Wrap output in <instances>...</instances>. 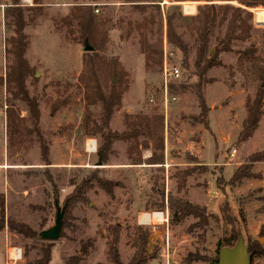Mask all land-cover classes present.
I'll use <instances>...</instances> for the list:
<instances>
[{
    "label": "rangeland",
    "instance_id": "1",
    "mask_svg": "<svg viewBox=\"0 0 264 264\" xmlns=\"http://www.w3.org/2000/svg\"><path fill=\"white\" fill-rule=\"evenodd\" d=\"M2 1L0 0V2ZM36 1H40L41 6L35 13L34 21L29 22L25 29L29 38V47L26 51L27 59L33 62V67H31L33 77L28 78L26 85L29 96L38 99L39 120L41 118L38 127L46 144L47 142L49 144L50 162L52 160L51 150L52 154L59 155L63 142L71 144L73 141L75 148L85 137L78 129L85 108L81 85L77 80L83 70L82 48L84 44L79 41L76 33L69 31V28L63 23V18L69 14L73 6H92L97 9V13L95 10L94 14L99 15L105 22L104 28L108 30V44L102 52V56L117 59L126 75L121 84L125 90L122 95L121 107L110 120V131L117 134L122 133L126 130L127 119L137 116L149 119L155 115L162 117L163 141L166 135L169 144H175L180 148L183 153V161L189 165L181 168H168L163 165L160 169H152L147 177L149 183L152 184L154 181L156 188L162 186L161 191L165 205L168 195L181 196L179 198L191 204L205 207L206 212L215 218V220L209 221V226L204 234L200 231L188 232V226L195 220L187 218L181 224L171 223V214L166 208L159 211L152 205L154 202L155 205H158L161 198L154 195L155 193L151 192L152 188L149 187L147 195L151 197L147 201V213L153 214L151 217L154 222L160 220L159 213L165 211L167 214L162 238L156 237L157 239L153 240V247L157 248L158 254L167 255L168 264H184L188 255L194 256V258L198 256L208 259L214 256L218 241H221L222 246L231 245L236 241L233 239V233L235 238L241 235L245 244L255 241L264 246V238L259 234L260 229L264 228V160L249 162L250 156L254 153L260 157L264 156V114L259 120L256 132L246 142L236 143L246 117V103L261 96V110L264 113V80L258 79L253 74L250 63L245 58L240 57V61L238 60L239 54L253 49L255 56L262 62L261 68L264 69V23L260 25L254 23V14L260 20H264V0H258L260 5L252 8L240 5L239 3L243 0H201L174 4H169L166 0L167 4L162 7L158 4L160 0ZM204 4H228L241 8L244 12L251 14L252 18L248 24L252 28L248 40L234 42L229 52L217 55L215 61L219 66L206 71L201 80L194 69L193 42L195 34L191 18L197 14V7ZM156 5L159 7V15L158 13L156 15L152 9ZM144 6L149 7L142 12L140 8ZM173 12H180V17L175 20L176 33L188 46L186 58L176 48L166 43L164 17L166 13ZM1 13L0 8V17ZM160 15L163 24L162 65L160 70L154 66L153 71L147 72L144 56L140 49V34H144L149 43L154 42L156 22ZM151 16L153 17L152 24L150 23ZM143 22H146L144 28L138 26ZM224 32L225 24L214 29L207 57H212L215 54V39L222 37ZM11 34L4 27L3 19H0V78L4 76L5 68L9 62L5 54L7 48L5 41ZM164 62L169 68H178L180 73V78L177 81L168 83L166 108L162 101ZM112 82L118 84L119 81L113 79ZM198 86L200 97L206 108L207 126H202L199 121L201 104L198 99ZM64 98L69 99L68 104L51 115L50 104ZM6 99L11 100L9 92L5 85H0V109L2 108V112L5 111ZM7 105L9 106V104ZM13 105V109L17 110L19 115L25 114L24 119H26L25 106L17 101ZM90 113L92 116H96L99 113V107H91ZM25 126L29 128L28 123ZM75 133L80 135L72 140V135ZM94 139L96 151L100 141L98 138ZM118 142L121 143V141ZM136 143L135 146L132 145L129 152L127 150L130 148L131 142L127 143L126 153L129 158L133 154H140L137 152L139 144L142 149H145L142 144L146 143L151 150V142L147 139L138 138ZM113 145L112 154L114 153ZM187 146L190 148L200 147L199 153H201L202 160L196 157L194 152L186 151ZM22 147L25 153L21 160L44 165L40 160L39 146L34 142V135L25 137ZM233 150H235V155L230 158ZM136 159L139 160V158H131V160ZM48 167L47 174L53 179L56 186L60 207L66 206L64 200L72 192V184L91 179L89 181L91 188L86 193V202L75 204L66 210L62 237L55 242L41 241L37 236L38 233L53 225L54 200L56 198L54 199L51 186L47 183V176L42 173L44 170L40 171L36 168L26 170L21 180L37 178V182L41 181L45 184L43 187L46 191L43 192L44 188L41 187L35 200L31 198L27 204L23 203L20 217L19 214L14 217H12L13 215L6 216L5 211L3 217L0 215V264H4L2 255L3 249L5 250L7 246L21 248V261L25 264L38 259L41 249L50 250V264H64V260L71 256L79 257L81 260L79 264H110L106 259V245L103 236H105L106 226L115 223L122 229L118 252L121 264H126L133 252L129 247V239L132 229L137 225H134L131 219L118 215L117 211L132 206L134 203L131 200L132 196L131 199L128 196L123 197L122 191H119L114 199L115 202L104 203L102 199L98 198V195L105 193L92 178L108 179L97 170L86 169L84 171L81 169L79 172L66 175L58 171L51 173ZM238 167H250L249 173L255 178L245 179L240 185L232 186L230 178ZM182 170H192V173L184 181V185L179 187L176 175ZM117 180H123V178L115 176L112 182ZM167 181L169 182L167 183ZM61 189L62 191H60ZM144 201L146 198H143L142 202ZM0 203H3L2 196H0ZM89 204L91 205L89 206ZM112 211L114 213H110ZM98 213H104L102 214L104 216L103 223L102 219L98 221ZM143 218L147 219V216H141V219ZM8 222L28 226L36 234V239H24L9 231ZM159 231L161 233V230ZM87 239L93 241V249L86 257H80L78 254L79 242ZM158 259L162 261V264H166L164 257ZM189 264H202V262L192 259ZM251 264H264V257H254Z\"/></svg>",
    "mask_w": 264,
    "mask_h": 264
},
{
    "label": "trees",
    "instance_id": "2",
    "mask_svg": "<svg viewBox=\"0 0 264 264\" xmlns=\"http://www.w3.org/2000/svg\"><path fill=\"white\" fill-rule=\"evenodd\" d=\"M5 9L3 10V24L4 27L12 33L6 42L5 54L8 57V64L4 76L0 78V85H5L10 99L5 100V116L7 125V141L9 147L19 143L23 144L25 137L34 135V142L39 146L40 160L47 167L51 165L49 159V144L45 142L39 132V108L38 99L31 97L27 91V80L33 77L32 68L25 59L26 51L29 47V38L25 33V29L29 22H33L36 17V12L40 8L39 3L33 0V6H22L20 0H4ZM201 0H167L169 4ZM206 1V0H204ZM229 1V0H225ZM246 8L256 7L260 5L258 0H243L239 3ZM149 6L140 8L143 12ZM159 15V7L156 5L152 7ZM97 10L92 6H73L69 14L63 18V23L69 28V31L76 33L79 41L88 45L93 49L90 53H83V70L78 75V82L81 85L83 94L84 115L78 129L87 138H98L100 145L96 150L100 155V161L106 162L109 155L112 154V145L115 142L121 141L123 143L131 142L135 146L138 138L149 140L151 142L152 154L145 161L147 165L163 164V123L162 117L157 115L151 119L143 117H135L127 119L126 130L122 133L111 132L109 123L113 114L121 107L122 95L124 87L121 86L126 75L122 69L121 64L115 58H105L102 56L106 45L108 44V30L104 28V21L99 15L94 14ZM180 17V12L166 13L164 17L165 24V39L166 43L176 48L186 58L188 54V46L183 42L181 36L176 33L175 20ZM251 14L244 12L241 8L233 7L228 4L215 5L204 4L197 7V14L191 18L194 30V50L195 61L194 69L199 79H203L206 71L212 67L219 66L215 59L219 53L230 51V47L234 42H244L250 38ZM150 23H153L151 16ZM225 24V32L222 37H216V52L212 57H207L208 48L210 46V39L213 37L214 29L220 28ZM146 22L140 26L144 28ZM163 24L161 15L158 16L156 22V39L149 43L144 34H140V49L144 56L145 70L153 71L154 66L161 69L162 65V30ZM240 57L245 58L250 63V68L253 74L259 79L264 80V69L261 68V60L255 56V50H247L239 54ZM113 79H117L118 84H114ZM200 86V85H199ZM199 86L197 87L198 99L201 104V118L200 124L207 126L206 108L203 105V100L199 94ZM11 101V102H10ZM17 101L22 103L27 112L26 119H20L17 110H14L13 103ZM69 102L68 98L63 100H55L49 106L51 115H54L61 108L65 107ZM9 104V106L7 105ZM7 105V106H6ZM91 107H99V113L92 116L90 113ZM264 113L261 110V96H257L251 102L246 103V117L242 123V129L238 135L237 144L246 142L257 130L258 123ZM28 123V127L25 124ZM134 143V144H133ZM142 147L147 148V144L143 143ZM264 160V156L260 157L257 153L250 156L249 162L253 163ZM134 164H140V159L132 160ZM250 167H238L234 170L230 183L232 186L240 185L243 180L255 178L249 173ZM192 170H182L176 175V180L179 181L178 186L182 187L184 181L191 176ZM92 180L111 200L114 198V188L117 184L112 181L104 180L98 177H93ZM91 179L82 180L73 185L72 192L65 198L64 215L67 209L78 203L86 202V193L91 188ZM47 183L50 184L54 199H57L56 186L53 179L47 174ZM164 196L161 195V202L156 206L157 210L162 211L165 208L171 214L170 222L175 225L181 224L185 219L192 218L195 222L191 223L187 231H200L204 234L209 226L210 220H215L212 214H208L205 207L191 204L182 198L167 196L166 205L164 206ZM3 203H0V215L3 217ZM66 217L62 219V229L60 237H62V230L65 228ZM9 231L14 232L24 239L34 240L36 234L26 225L20 223L8 222ZM150 228L144 226H135L131 232L129 239V247L133 250L129 261L126 264H149L157 259L158 250L154 248L152 252H148L147 246L150 237ZM122 229L118 224L108 225L105 228V245H106V259L110 264H121L118 243L120 240ZM260 236L264 238V228L260 229ZM38 236V235H37ZM235 238L234 233L232 234ZM245 243V242H244ZM249 254L250 264L254 257H264V246L259 245L255 241H249L246 244ZM225 246V245H224ZM221 241H218L217 248L213 257L208 259L199 258L198 256L188 255L184 264L194 259L200 261L202 264H218V251L224 247ZM93 249V241L87 239L79 242L78 254L80 257H86ZM40 257L26 264H50L51 252L48 249L40 250ZM26 255V254H25ZM80 258L71 256L64 260V264H79Z\"/></svg>",
    "mask_w": 264,
    "mask_h": 264
},
{
    "label": "crops",
    "instance_id": "3",
    "mask_svg": "<svg viewBox=\"0 0 264 264\" xmlns=\"http://www.w3.org/2000/svg\"><path fill=\"white\" fill-rule=\"evenodd\" d=\"M37 2L39 3V6H41V2ZM5 3L6 2L4 0L0 2V8L2 11L0 19H3V9L5 8ZM20 3L21 5L24 4L23 6L25 7H31L32 0H20ZM25 59L27 60L29 66L33 67V62H30L27 59V52L25 54ZM1 110L2 108L0 109V196L3 198L6 216L13 215L12 217H14L16 214H19L20 217V213L23 211L22 204H27L31 198L35 200V196L37 192H39L38 190L45 185L41 181L37 182V178H29L22 181L21 177L25 175L26 170L32 168L39 169L40 171L44 170L42 173H44V176H47V166L37 162L31 163L27 160H21L25 150L22 145H19V143L9 147L7 141L5 111L2 112ZM19 118L24 119L25 114H21ZM79 135V133L73 134L72 140L79 137ZM178 142H180V140H178ZM93 144L94 148H96L95 139L87 137H83L80 145L78 144L80 146H78L79 148L73 147V141L71 144L68 142H63L61 145L63 150L61 149L59 155L52 154L51 150L50 154L52 157V164L48 167V170L51 173L58 171L61 174L68 175L72 172H79L81 169H84V171L86 169H95L110 181H113L115 176H118V178H123V180L114 181L117 184V187H115L114 198L112 200L109 198L107 200V197L103 193H99L98 198L102 199L104 203L112 201L115 202L114 199L119 191H122L123 194L121 195L123 197L128 196L130 198L132 196V199L130 198L132 202H134L132 206L119 209L117 213L122 217L131 219L134 225L151 228L147 250L148 252H152L154 249L153 240L157 239L156 237H159V239L162 238L164 233L167 214L165 211L159 213L160 220L154 222L153 218L151 217L152 215L147 213V201L151 197L147 195V189H149V187L152 188L151 192L153 194L155 193L154 195H157L159 198H161V195L163 194L161 191L162 186H160V188H156V183L153 181V183L150 184V181L147 179V177L152 169H160L163 165L164 167L167 166L168 168H181L188 166L189 164L183 161V153L175 144H169L167 136L165 135L162 152L163 164L147 165L145 160L151 156V150L148 147L142 149L141 144H139L137 148V152L140 154H133L129 158L126 153L127 143L122 142L115 143L113 145L114 153L109 156L106 162H101L100 155L95 150L93 151V149L88 148ZM186 149V151L194 152L196 157H199L202 160L201 153H199L201 150L200 147L190 148V146H187ZM131 158H139L141 160L140 164H134ZM91 160L92 163L90 164ZM129 177L130 179H128ZM168 182L169 181H167V183ZM42 191L45 192V188L42 189ZM60 191H62V189ZM143 198H146V201L142 202ZM155 204V202L152 203V205L156 207L157 205ZM90 205L91 204H89V206ZM110 213H114V211ZM102 214H99L98 221L104 218ZM141 216H147V219H141ZM103 222L104 221L102 219V223ZM158 230H161V233L160 231L158 232ZM103 241L105 242V239H103ZM159 257L161 258L162 256L158 254L157 259L150 262L149 264H162V261L158 259ZM2 259L4 264H25L21 261V248L18 247H5V250L3 249Z\"/></svg>",
    "mask_w": 264,
    "mask_h": 264
},
{
    "label": "water",
    "instance_id": "4",
    "mask_svg": "<svg viewBox=\"0 0 264 264\" xmlns=\"http://www.w3.org/2000/svg\"><path fill=\"white\" fill-rule=\"evenodd\" d=\"M92 51L93 49L88 43H84L82 52L90 53ZM54 208L55 217L53 225L38 233V238L41 241L55 242L60 238L65 206L60 207L58 200H55ZM217 262L218 264H250L247 247L241 235H238L237 240L233 244L219 249Z\"/></svg>",
    "mask_w": 264,
    "mask_h": 264
},
{
    "label": "built area",
    "instance_id": "5",
    "mask_svg": "<svg viewBox=\"0 0 264 264\" xmlns=\"http://www.w3.org/2000/svg\"><path fill=\"white\" fill-rule=\"evenodd\" d=\"M158 4L162 7L163 5L167 4L166 0H160L158 2ZM184 9V7H183ZM95 13H97V10L95 11ZM254 23L255 24H262L264 23V20H260L259 18H257V15L254 14ZM162 94H163V105H164V108H166L167 106V102H168V94H167V88H168V83L170 81H177L179 78H180V73H179V70L178 68L176 67H167L166 66V62L163 63V71H162ZM150 102H152V100H150ZM90 149H93V151L95 150L94 148V144L91 145V148ZM235 155V150H233L230 154V158H233ZM153 215V214H152ZM162 257H164L165 259V263L168 264V257L167 255H162Z\"/></svg>",
    "mask_w": 264,
    "mask_h": 264
},
{
    "label": "bare ground",
    "instance_id": "6",
    "mask_svg": "<svg viewBox=\"0 0 264 264\" xmlns=\"http://www.w3.org/2000/svg\"><path fill=\"white\" fill-rule=\"evenodd\" d=\"M89 148H90V146H89Z\"/></svg>",
    "mask_w": 264,
    "mask_h": 264
}]
</instances>
